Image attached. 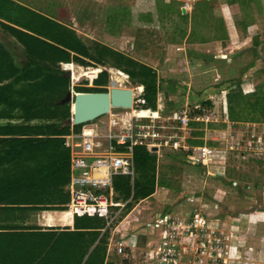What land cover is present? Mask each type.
Returning a JSON list of instances; mask_svg holds the SVG:
<instances>
[{
    "label": "rangeland",
    "instance_id": "rangeland-1",
    "mask_svg": "<svg viewBox=\"0 0 264 264\" xmlns=\"http://www.w3.org/2000/svg\"><path fill=\"white\" fill-rule=\"evenodd\" d=\"M213 1H217V6L222 2V0ZM236 1L238 4L242 3L241 0ZM137 2H140V0H33L36 7L44 14L73 28L89 46L94 56L86 58L89 65H80L74 62L76 66H82L83 68L101 66L102 70L108 68L105 69L109 74L108 84L113 76L110 67L117 68V70H121L127 75L120 85L133 89L143 84H140L137 81L138 79L132 78L124 71L125 67H129L128 62L119 61V58L110 55L102 46L106 45L105 42H107L113 46L106 45L108 48L120 52L121 25L129 27L130 33H133L132 37L134 39L132 38V40L134 41L138 30V22L136 23L138 15L150 25L152 22L162 24L165 19V11L161 7L162 3L156 4V8L159 7L160 9L157 11L158 16H152L155 13L149 9V0L144 1L143 9L137 7ZM238 4L232 11H228L229 15L236 21L242 18V12ZM254 13L264 26V17L259 16L257 11H254ZM211 30H215V27H212ZM110 33L113 36H110ZM146 34L157 42L156 37H153V30H147ZM12 36L11 31L0 21V40L15 63L21 66L27 61L25 48L20 42L16 41L17 39H12ZM135 52V46L128 51L132 55ZM128 57L138 61L132 56ZM107 62L109 66L106 64ZM117 63L122 64L123 67L115 66ZM180 66L183 67L184 64L181 63ZM60 68L66 71L67 75L68 70L64 63H60ZM77 72L81 73L82 71L77 68ZM226 72L228 73V70ZM255 72L259 71L256 70ZM238 75H236V80H229L231 82L225 80L219 83L214 81L213 76L204 75V77H208V82L204 83V86L193 85L189 91L192 102L196 103L197 101L198 103L193 107L190 105L185 106L181 101V97L188 95L187 84L183 83L182 79H179V82L174 77H165L161 79L160 96L157 93L153 103L154 107H150L156 112V115L134 116L133 122L143 125L144 143L160 145L155 171L156 193L141 199L137 197V190L132 188L130 196L126 199L123 194L115 192V200L121 204L114 208L115 216L113 214L112 220H110L109 225L107 224L109 227L107 249L109 243L112 246L109 252L106 250L104 264H146L145 253L141 249L135 248L143 243V238L139 233L144 227L143 223L150 222L163 211L181 207L182 204H185L188 196L187 192L192 190L195 192L197 189H200V192L208 199L216 200L218 198L217 201L219 200V212L225 217L223 246L229 250L223 252V254L227 264H234L235 261L239 260V262L243 260L242 264H248L247 261L251 258L249 252L251 239L247 234L252 231V228L248 231V225L242 227L243 229L240 227L239 230H236L237 234H235L230 221H227L231 219L234 213L256 211L255 214L259 217L255 220L256 223L261 222L260 229L262 233H257L258 239L255 240H259L258 242H262L261 244L264 243V90H262L264 88V77L262 74L255 75L256 78L252 76L253 74L247 76L246 81L250 82L252 87L246 86L244 90L241 85L244 79ZM69 77V87L73 92H79L80 89L87 86H94V83L87 76H82L75 84L72 76ZM196 78H199L198 75ZM9 82L10 80H2L0 86L7 85ZM184 87L187 92L180 94V97L170 96L175 91L179 93L180 88ZM141 97L144 102H138L133 108L146 109L143 108L147 105L144 94ZM184 114L190 118L185 126L179 119V116ZM109 117L110 114L107 113L95 120L81 124V128L97 125L99 122L107 121ZM67 120L65 122L68 123ZM49 122L42 118L26 121L22 117L19 108L0 106V127L19 124H46ZM80 130L71 129V131L76 132ZM174 141L178 142L177 146L173 145ZM205 141L209 146H212V149L219 148L220 151H213L205 162H199V169L205 177L202 179H204V182L206 180L204 184L203 180L196 178L195 174L188 175L190 173L187 172L186 165L195 163L191 161L192 152L196 146L203 144ZM2 150L3 148H0V152ZM34 164V160H16L15 162L6 163L0 166V177L11 176ZM208 168L212 171L209 175ZM138 175L139 173L136 170L134 176H130L131 181L133 182L134 177H138ZM186 177L190 179L188 184L191 187H182ZM64 191L67 193L66 186ZM185 207L188 209V205ZM49 210L60 209L33 211L26 219V224L38 226L45 224V216L49 213ZM209 211H211V214H215L213 212L215 211L214 208ZM104 219L108 221L106 218ZM241 229L245 230L244 233L247 232V234L242 235L239 242L235 235H238ZM120 245L124 247V252L128 253L127 256L119 253L118 247ZM131 246H133V249ZM259 255L263 259L262 249L259 250Z\"/></svg>",
    "mask_w": 264,
    "mask_h": 264
},
{
    "label": "trees",
    "instance_id": "trees-1",
    "mask_svg": "<svg viewBox=\"0 0 264 264\" xmlns=\"http://www.w3.org/2000/svg\"><path fill=\"white\" fill-rule=\"evenodd\" d=\"M13 4L14 16L8 13ZM0 17L22 27L2 22L24 46L27 58L18 66L0 43V82L10 80L0 86V106L19 108L26 121H50L0 127V166L16 160L35 161L16 174L0 177V264H104L109 233L104 217L75 215L73 229L26 224L33 211L63 210L69 201L64 187L70 178V151L64 136L72 128L80 130L81 124L65 122L71 115V105L63 102L70 91V77L60 63L89 65L86 58L94 57L93 53L73 28L12 0H0ZM102 47L119 61L128 62L124 71L144 85L147 105L143 108L154 107L156 71L106 45ZM108 82L109 74L102 70L94 78V86L79 91H107ZM134 159L138 177L132 182L130 176H116L115 191L127 199L133 188L137 197H149L156 187L157 155L146 146H137Z\"/></svg>",
    "mask_w": 264,
    "mask_h": 264
},
{
    "label": "crops",
    "instance_id": "crops-1",
    "mask_svg": "<svg viewBox=\"0 0 264 264\" xmlns=\"http://www.w3.org/2000/svg\"><path fill=\"white\" fill-rule=\"evenodd\" d=\"M12 1L15 4L25 6L34 11L44 14L40 9H38V7H36V5L33 3V0ZM144 1L145 0H140V2H137V7L139 6L141 7V9H143L145 5ZM241 2L242 3L238 4L236 0H222L220 5L217 6V1L214 2L213 0H149V9L152 10L153 13H155V15L152 14V16H158L157 11L160 9L159 7L156 8V4L162 3L161 7L163 8V11H165V19L163 20L161 25L160 23L155 24L153 22L150 25V23L144 22L141 19V16L138 15L136 20V23L138 22V30L136 31L134 41L132 40L133 33H130L129 27L127 25H121L119 51L123 52L124 55L132 56L141 63L151 66L156 71V74L158 76L159 96V88L162 82L161 79L165 77H174V79L179 82V79H182L183 83L187 84L188 92L185 91L184 87L180 88L181 90H179V93H177L178 91H175L171 93L170 96L177 98L180 97V94L187 92L188 95L181 97V101L185 106L190 105L191 107H193L194 105L198 104L197 101L196 103L192 102V97L189 91L192 89L193 85L197 86L199 84L200 86H204V83L208 82V77L206 78L204 77V75L213 76L214 81L216 83H219L225 80H236V75L239 74L238 76H241L244 79L241 85L245 90L246 86L252 87L250 86L252 84L246 81L247 76L252 74V76L262 74L264 77V26L260 23V19H258V17H256L254 13V11H257L259 16L261 15L264 17V0H241ZM237 4L239 5L240 11L242 12V18L239 19V21H236L228 13V11H232V9ZM183 8H185V12H183ZM15 9L16 5L13 4L11 10H8V13L14 16ZM124 10L126 11L127 9ZM9 20L10 19H3L0 17L1 22H5L6 24L14 27L22 28L21 26L16 25L14 22ZM212 27H215V30H211ZM149 29L153 30V37H156L157 42H155L154 38H149L146 34L147 30ZM109 35L113 36L111 33ZM12 39L16 40L17 38L13 35ZM16 41H18V39ZM0 43L2 44L1 40ZM105 44L109 47H113L107 42H105ZM134 46L136 47V52L134 55H132L128 53V51L129 49H133ZM3 47L6 49L5 46ZM181 63L184 64L183 67L180 66ZM110 69L115 68L110 67ZM227 70L228 73L226 72ZM256 70H258L259 72L256 73ZM197 75L199 78H196ZM94 78L91 79L92 82ZM111 82L112 81H110V83L105 87L108 88V86L111 85ZM142 87L144 93V85H142ZM262 90H264V88H262ZM171 97L170 99H172ZM204 145L212 148V146H209L206 141L203 144L201 143V145L196 146V148H194L192 152L193 157L191 160L195 163L186 165L187 172L190 173L188 175L190 176L191 174H195L196 178H199V180L201 181L203 180V182L204 179L202 178L205 177L203 174H201V170L199 169V162L203 163V161H195L194 157L198 153L197 148ZM153 148L156 149H153V151L151 152L157 155V153H159L160 147L158 148L155 146ZM218 149L219 148H215V152H219L220 150ZM207 172L208 175L212 173L210 168H208ZM185 180L186 181L183 182L182 187H191L190 184H188L190 179H187L186 177ZM200 191V189H197L195 190V192L193 190L187 192L188 196L185 200V204H182L181 207L173 209V211L185 210L186 205H188V209L199 205L209 206L208 210L212 208H214L215 210L213 211L215 214H211V218H213L214 223H219L220 227H223L225 223V217L223 214H221V212H219L220 204L218 203L219 200L217 201L218 198L216 200L208 199V197H205ZM155 193L156 189L152 195H154ZM190 195H194L196 197L195 202L189 201L188 198L190 197ZM67 203L64 204L65 209L63 210H49L48 212L50 213L45 216L46 223L39 226L44 229L49 227L64 228L69 226L73 229L74 218L76 214L68 209ZM44 210L45 209L39 211ZM65 211L72 212V219L68 223L64 222L63 220H61L62 218H60L62 217L61 213ZM209 212L211 213V211ZM255 213L256 211L234 213L231 216L230 220H226L230 221L231 227L234 229L233 232H235V234H237L236 230L240 227L242 228L248 225V231H250V229L252 228V231L248 234L247 232L244 233L245 230H242V228L241 232H239V234L235 236H237L239 242L242 238V235L245 236L247 234L251 239V247L249 250L251 258H249L250 260L247 261L248 264H264V257L262 259L259 255L260 249H262L264 253V243L261 244L262 242H258L259 240H255L256 238L258 239L257 233L262 231L260 229L261 222L256 223L259 215H256ZM246 218L247 220L245 221ZM216 220L218 221L216 222ZM146 224L147 223H143L144 227L142 231L139 232L141 238H143V243L140 246L137 245L135 247L137 249L143 250L145 246L147 235L149 233V229H147ZM111 246L112 244L109 243V247L107 249L108 252L111 250ZM132 247L133 246H131V248ZM239 261H235L234 264L243 263V260L241 262Z\"/></svg>",
    "mask_w": 264,
    "mask_h": 264
},
{
    "label": "built area",
    "instance_id": "built-area-1",
    "mask_svg": "<svg viewBox=\"0 0 264 264\" xmlns=\"http://www.w3.org/2000/svg\"><path fill=\"white\" fill-rule=\"evenodd\" d=\"M134 90L135 106L144 99L141 97L143 90ZM179 119L184 126L190 121L186 114ZM133 120L125 125L112 121L110 116L107 121L88 126L94 129L93 132H87L84 126L79 132L71 131L64 136L70 151L67 207L74 214L99 215L106 218L109 225L114 208L121 204L115 200L114 178L134 176L137 146L146 145L149 151L155 146L160 147L154 143L145 144L143 125L135 124ZM173 145L177 146L178 142L174 141ZM197 149L194 160L198 162H205L216 151L206 145ZM188 199L196 201L194 195ZM208 207L199 205L180 211L167 210L147 222L149 233L142 250L146 264H227L223 252L229 249L223 246V227L214 223ZM118 251L128 255L122 245Z\"/></svg>",
    "mask_w": 264,
    "mask_h": 264
},
{
    "label": "water",
    "instance_id": "water-1",
    "mask_svg": "<svg viewBox=\"0 0 264 264\" xmlns=\"http://www.w3.org/2000/svg\"><path fill=\"white\" fill-rule=\"evenodd\" d=\"M183 12H185V8H183ZM106 64L109 66V63ZM67 76H71L70 71L67 72ZM107 89V91L79 92L70 90L63 99V102H68L71 105L68 123L72 125L84 124L110 113L113 108H133L135 93L132 88L110 85Z\"/></svg>",
    "mask_w": 264,
    "mask_h": 264
},
{
    "label": "bare ground",
    "instance_id": "bare-ground-1",
    "mask_svg": "<svg viewBox=\"0 0 264 264\" xmlns=\"http://www.w3.org/2000/svg\"><path fill=\"white\" fill-rule=\"evenodd\" d=\"M64 65L67 68V70H69L71 72V75H72V79L74 81V84L77 81H79L82 76H87L90 79H93L94 77H96L99 74L100 71H102V67L101 66H92V67L83 68L82 66H79V67L76 66L75 63H73V62H67V63H64ZM77 68H80V70L82 72L81 73H78L77 72ZM111 72L113 73V76L111 78V81H112L111 82V86H116V87H119L120 86L122 88H125L124 86H122L120 84H122L121 82L125 79V77L127 75L125 73H122L120 70H115V69H111ZM135 89L137 91L142 90V85H138ZM133 91H134V93H136L134 89H133ZM73 107H74V104H73ZM109 114H110V116L112 118V121H115L117 123L119 122V123H122V124L127 125L130 121H132V119L134 118V116H144V115H147V116H155L156 115V112L153 111L150 108H146V109H143V110H141V109H135V108H122V109H112ZM93 130L94 129L92 127L86 126V131L87 132H93ZM61 216H62V217H60V218H62L61 220H63L64 222L68 223L72 219L71 218L72 212L71 211L62 212L61 213ZM51 217H53V216H51ZM50 220H52V219H50Z\"/></svg>",
    "mask_w": 264,
    "mask_h": 264
}]
</instances>
